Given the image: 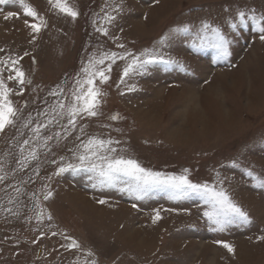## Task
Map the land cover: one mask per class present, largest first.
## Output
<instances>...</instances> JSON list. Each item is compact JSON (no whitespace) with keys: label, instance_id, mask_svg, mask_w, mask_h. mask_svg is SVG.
<instances>
[{"label":"rangeland","instance_id":"obj_1","mask_svg":"<svg viewBox=\"0 0 264 264\" xmlns=\"http://www.w3.org/2000/svg\"><path fill=\"white\" fill-rule=\"evenodd\" d=\"M24 2L46 24L33 32L29 25L40 19L26 16L18 0L0 5V78L16 109L15 123L0 133V264H264V189L245 174L264 176V41L251 20L230 27L238 10L264 15V0H70L76 19L49 0ZM8 12L15 15L6 19ZM107 15L115 19L106 23ZM205 21L230 41L227 59L193 49ZM184 26L188 34L175 31ZM144 51L178 63L124 77L132 57L119 56ZM105 53L118 58L105 62L108 82L97 80L99 115L66 131L67 116L53 109L70 100L89 59ZM58 87L63 95H52ZM92 136L119 141L116 155L152 172L188 170L193 183L223 187L251 222L219 231L200 196L152 189L138 199L127 184L59 173L79 163L78 146Z\"/></svg>","mask_w":264,"mask_h":264},{"label":"snow or ice","instance_id":"obj_2","mask_svg":"<svg viewBox=\"0 0 264 264\" xmlns=\"http://www.w3.org/2000/svg\"><path fill=\"white\" fill-rule=\"evenodd\" d=\"M15 2L17 0H0V5ZM18 2L23 6L26 16L32 17L33 19H40L38 13L30 5L26 4L24 0H18ZM49 3L61 13L73 19L79 16L78 10L71 5L70 0H49ZM114 10L119 11V8H115ZM14 15L15 13L8 12L5 18L7 19ZM114 19V16L107 15L105 22L110 23ZM236 19L238 23L230 22V27L234 31L238 27L247 26L248 21L251 20L255 30L260 34L259 38L264 41V15L257 16L253 11L249 16L244 10H238ZM45 24L46 21L40 19L39 23H32L29 26L33 32L38 33ZM97 31L102 32L105 36L108 34L105 28H97ZM175 31L188 34L190 29L188 26H184L183 28H177ZM200 33L203 35L200 36L198 34V42L194 41L192 44L194 50L199 51L203 48L214 49L218 59H227L231 56L230 41L224 36L220 28L214 27L205 21L200 29ZM120 47H123V45H120ZM129 56L132 59L123 70L124 77H128L131 73L143 72L149 65L157 63L170 65L178 63V61L164 59L162 56L149 51H144L138 56L128 52L126 55H120L119 59H127ZM117 58L116 53H105L98 58L95 56L90 58L88 64L82 68V72L84 73L83 77L78 76L76 78L75 86L70 92V100L57 101L53 112L61 117L67 116L68 128L66 131L74 130L77 126L78 118L82 116L97 117L99 115L100 97L104 93L97 86V80L101 84L108 82L110 79L108 73L111 72V66H105V62L110 60L112 63H115ZM12 63L15 64L16 62L13 61ZM13 71L16 72L19 83L23 84L25 82L24 73L15 68H13ZM12 78V76L8 77V79ZM120 82L124 83V80L121 79ZM10 93L11 89L0 78V133L7 126L15 123L14 117L16 116V109L9 99ZM51 94L54 96H62L63 89L58 87ZM111 119H119V116L113 115ZM34 131L39 133L40 126L38 125ZM117 143L119 141L112 139H101L95 136L89 137L78 146L80 151L76 154V159L79 163H69L66 166L60 167L59 173H64L65 171L79 172L83 170L93 173L98 179L99 184L103 186L116 187L119 184H127L129 186L128 190L135 192L138 199H142L143 195L152 189L167 190L173 197L185 195L200 196L211 205V211L206 212L205 215L210 222L217 226L216 230L219 231H224L228 226L233 224H247L251 222L248 213L232 200L231 196L223 187L217 189L215 186H210L206 183H193L188 178V170H185V174L179 176H166L159 172L147 170L141 167L134 159L116 155L117 149L113 145ZM30 158L35 159L36 153L31 152ZM232 166L238 167L236 163H233ZM245 174L255 182V187L264 189V176L255 174L252 170L246 171ZM0 180H3L2 176H0ZM48 195L51 196V193ZM100 203L103 204L105 201L101 200ZM48 218L51 219V216ZM158 219H160V215L157 211L154 222ZM260 239H264V237H260ZM218 243H222L224 248L230 253H234L235 250L230 244ZM70 247H79V245L73 241Z\"/></svg>","mask_w":264,"mask_h":264}]
</instances>
